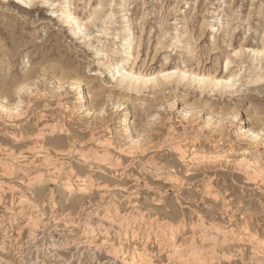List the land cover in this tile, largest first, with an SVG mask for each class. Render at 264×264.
<instances>
[{"label": "rangeland", "instance_id": "rangeland-1", "mask_svg": "<svg viewBox=\"0 0 264 264\" xmlns=\"http://www.w3.org/2000/svg\"><path fill=\"white\" fill-rule=\"evenodd\" d=\"M26 1L0 0V99L9 107L17 104L18 111L23 110L18 116L7 118L8 112L0 108V143L3 148L8 146L6 152L9 148L24 152L36 138L25 140L23 148H19L15 146V133L36 134L42 130L44 143L67 165H97L92 156L105 148L113 157L118 155L115 157L126 165L121 166L125 167V174L121 175V170L109 175L111 188L115 189L111 199L116 201L123 219L120 224L119 220L102 217L106 204L96 207L98 191L91 198L90 193H65L57 185H45L35 197L33 189L17 179L3 180L0 264H131L121 248H128L129 257L144 253L145 264H186L189 250H184V256L188 252L185 259L174 258L170 248H162L153 236L147 238V226L167 216L176 222L185 220L178 242L194 236L199 242L205 226L210 236L219 240L215 252L210 249L212 243H206L210 260L190 263L188 259V264H264V180L260 185L261 181H251L247 173L253 175V170L246 169L247 163L257 158L264 169V147L241 143L249 137L237 135V131L246 129L264 134V86L248 82L255 65L264 68V59L260 62L264 55V0ZM66 1L76 21L83 25L82 31L66 21ZM126 42L134 45L127 58L123 53ZM123 59L127 70L148 80L140 83V90H131L127 80L112 76L113 67ZM166 73L173 75L164 76ZM74 79L82 80L86 87L89 117L73 108ZM18 83L22 90H17ZM116 104L127 106L137 134L144 132L141 137L148 141L137 149L133 147L132 157L114 149L127 146L121 133H116L121 113ZM183 110L192 116L185 118ZM221 111L224 112L220 115ZM209 115L215 116L213 125L207 128ZM216 124L224 127L222 134L213 132ZM57 134L62 138L57 139ZM235 138L232 152L224 157L247 158L239 164L240 168L234 162H217L193 170L194 158L199 157L193 154L213 150L216 143L227 145ZM100 139H108L110 144ZM177 145L183 148L182 152L191 149V156L182 160V153L174 149ZM190 146H196L197 152ZM145 147L150 151L145 152ZM246 148L254 149V153L244 154ZM0 155L7 158L2 151ZM24 155L21 161L32 156L29 150ZM105 166L104 171L109 168ZM94 175L98 181L100 174ZM207 185L215 188L208 187L212 188L208 191ZM23 190L28 194L22 201ZM157 206L159 213L154 210ZM128 221H132V227L124 230ZM213 224L226 231H215ZM232 233H240V237Z\"/></svg>", "mask_w": 264, "mask_h": 264}, {"label": "bare ground", "instance_id": "bare-ground-1", "mask_svg": "<svg viewBox=\"0 0 264 264\" xmlns=\"http://www.w3.org/2000/svg\"><path fill=\"white\" fill-rule=\"evenodd\" d=\"M19 1H21V2H23V3H28L26 0H19ZM69 7H70V4H69V1H66V5H65V8H66V15H65V18H66V21H68V22H70V23H72V24H74V25H76V29H78V30H80V31H82V28H83V25L81 24V23H78L77 21H76V19H75V17L72 15V13L69 11ZM133 48H134V45H132L131 43H128V42H126L125 43V45L123 46V53L125 54V56H126V58L127 57H129V56H131L132 55V52H133ZM99 51V50H98ZM98 53H100V51L98 52ZM263 59H264V55H262L261 56V58H260V62L262 63L263 62ZM123 61H124V59L123 60H121L120 62H117L116 63V65L113 67V69H112V76L114 77V78H119V77H122V78H124L125 80H127L128 82H127V84H128V87L131 89V90H140L141 89V87H142V85L140 84V83H147L148 82V80L145 78V77H141L140 75H135L131 70H127L126 68H125V66H124V64H123ZM258 64V63H257ZM260 64V63H259ZM262 67L263 66H261V65H255L254 66V68H253V71H252V74H251V76H250V78H249V83L250 84H252V85H255V86H264V68L262 69ZM173 75V73H166L164 76H167V77H169V76H172ZM24 82V81H23ZM61 83V82H60ZM83 82H82V80L80 81V79H74V82L73 83H71L72 84V90H73V95H72V97H73V103H74V107L73 108H75V110L76 111H78V110H81V112H82V114L84 113L85 115H87L88 116V114L90 115V113H91V109H90V107L88 106V100L89 99H87V93H86V90H85V86H83V84H82ZM24 84H26V83H24ZM23 84V85H24ZM19 86H22L21 84H19L18 83V87H17V90L19 89H23V87L22 88H20ZM16 106H17V104H15ZM14 105V108L13 107H9L7 104H5L4 103V101L3 100H1L0 99V108L2 109V110H4V111H7V112H5V113H7V116H6V114H5V116L8 118V116L10 117V118H12V117H15V116H18L19 115V111H21L20 109H19V111H18V109H17V107ZM20 106H22V105H20ZM116 108L117 107H119V109H120V107H121V109H120V111H121V113H120V115H119V118H118V120H117V123L119 124V127H120V129L118 130L119 132H116V133H121V135L123 136V138H124V140L126 141V144H127V146L126 147H124L123 148V146H115V148L114 149H116V148H119V151L120 152H122L123 154L124 153H126L127 155L129 154V156H130V154L131 153H133L132 152V148L133 147H138L140 144H142L143 143V141H147V139H146V137H141L142 136V134L144 133H142L141 135H140V133L139 134H137L138 132H136L137 131V129H136V127H135V124L133 123V121H131L130 119V117H131V115H130V112H129V110L127 109V106L125 105V104H116V106H115ZM20 108V107H19ZM93 110V109H92ZM222 110V109H221ZM23 111V110H22ZM21 111V112H22ZM102 111V110H101ZM104 111V110H103ZM183 113H185L184 114V117L185 118H187V119H189V117H191L192 115L191 114H189L188 112H186L185 110H183L182 111ZM224 112V111H223ZM222 111L219 113L220 115H221V113H223ZM44 113V112H43ZM75 113V112H74ZM78 113V112H77ZM80 113V112H79ZM21 114H23V113H21ZM76 114V113H75ZM212 114V113H211ZM225 114V113H224ZM216 115V114H215ZM215 115H213V116H215ZM213 116L211 115H209V118H208V120L206 121V123H205V127H207V128H210V127H208V126H212L213 125ZM218 116V115H217ZM89 117V116H88ZM224 117V116H223ZM2 118V117H1ZM40 118V117H39ZM219 118V117H218ZM184 119V118H183ZM220 119V118H219ZM218 119V120H219ZM224 119V118H223ZM225 119H226V117H225ZM12 120V119H11ZM191 120L192 119H190V121L189 122H191ZM217 120V121H218ZM185 121H187V120H185ZM216 121V122H217ZM221 121L222 120H220V123H221ZM261 121H264V120H261ZM37 122V121H36ZM188 122V121H187ZM6 123V122H5ZM8 123V122H7ZM186 123V122H185ZM218 123V122H217ZM220 123H218V124H220ZM224 123V122H223ZM218 124H216V126H215V128H214V131L213 130H210V132L211 131H213V132H221V130H223V126L222 125H218ZM13 125V124H12ZM190 125V124H189ZM225 125V124H224ZM55 126V125H54ZM54 126H52L51 125V127H54ZM60 126V125H59ZM66 126V125H65ZM186 126H187V124H186ZM195 126V125H194ZM22 127V126H21ZM50 127V128H51ZM56 127V126H55ZM61 127H63V124H62V126ZM204 127V128H205ZM214 127V126H213ZM213 127H212V129H213ZM118 128V127H117ZM202 128V127H201ZM201 128H199V127H197V129H201ZM204 128L202 129V130H204ZM207 128H206V130H207ZM22 129V128H21ZM40 129V128H39ZM62 129V128H61ZM70 129V128H69ZM147 129H149V128H147ZM150 129H152V128H150ZM38 130V129H37ZM45 130V129H44ZM49 130V129H48ZM194 130V129H193ZM201 130V131H202ZM63 131V130H62ZM62 131H60L59 133H62ZM65 131V130H64ZM74 131V130H73ZM143 131V130H142ZM195 131V130H194ZM200 131V130H199ZM19 132V131H18ZM51 132H53V131H51ZM148 132V131H147ZM151 132H152V130H151ZM196 132H197V130H196ZM206 132V131H205ZM32 133V132H31ZM54 133V132H53ZM52 133V134H53ZM64 133H72V130H67V131H65ZM114 132H112L111 134H113ZM145 133H146V130H145ZM150 133V132H149ZM199 133H201L202 134V136L204 135V133H202V132H199ZM198 132H197V134H199ZM207 133H209V131L207 132ZM237 135L238 136H244V137H247V139H248V137H249V140L248 141H240L241 143H245V144H253V146H255V147H264V134H262V132L261 131H256V130H252V129H246V130H240V131H237ZM196 134V133H195ZM220 134V133H219ZM221 134H222V132H221ZM13 135V134H12ZM47 135V134H46ZM140 135V136H139ZM146 135H147V133H146ZM150 135V134H149ZM148 135V136H149ZM210 135V134H209ZM54 136H55V134H54ZM54 136H52V137H54ZM63 136V135H62ZM62 136L60 135L59 136V134H57L56 135V137H57V139H61L62 138ZM95 136V135H94ZM144 136V135H143ZM197 136V135H196ZM219 136V135H218ZM8 137V136H7ZM10 137H11V135H10ZM32 137H34V139L35 140H33V141H35V145L33 144V146H29L28 147V149L26 150L27 152H28V150H29V152L32 154V156L29 158V160L27 159V160H24V159H22V160H24V161H21L20 160V158L21 157H25V155H24V152H26V151H22V152H17L15 149H11V148H9L10 149V151H8V152H6L7 151V147H5V148H3V146H2V142L0 143V152L2 151L3 152V155H5V157L7 156V158H4V157H2L1 155H0V167H1V177H0V182L1 181H3V180H7V179H10V178H14V180L15 179H17L19 182H21V184L23 183L24 185H26V186H29L30 188H31V190L33 189V191H31V193L32 194H34L35 195V197L36 196H38L40 193H41V190L43 189V186H48L49 185V187L51 186V185H57V187H58V189H62V190H64L65 191V193H66V191L67 192H69V193H72V192H77V193H90L89 195H90V197L91 198H93V196H94V193H96V191H98L99 193H98V200H99V202H98V204H97V206L96 207H101V206H103V203L104 204H106L105 205V207H104V214H102V217L104 216V217H106V218H108L107 220H119V223L121 224V222H122V216H120L121 214H119L118 212H119V209L117 208L118 206H117V203H116V201L115 202H113V199H111V196H112V198H113V195H115L114 194V192H115V189H112L111 188V184H110V181L112 180V176H110L109 175V173H116L117 171L119 172V171H121V170H123V172L121 173V175H123L124 176V174H125V172H124V169H125V167H122L121 168V166H126L125 164H123V162H121L122 160H120L119 158H116L117 156L116 155H114V157L112 156V152H110L108 149H106L105 148V150L101 153V154H99L98 152H95V155H93L92 157H93V160H94V162L95 163H97V165H88V166H86V165H82L81 164V166H75L74 164H72L71 162V164L69 165H67V162L65 163V162H63L62 160L60 161V158H57V154L56 155H53V152L52 151H50V149L47 147V144L46 143H44V132L42 131V130H40L39 132H37L36 134H26V133H23L22 131H21V133L19 132L18 134H16L15 133V136H14V140H15V142H16V144H15V146L17 147H19V148H23V145H24V141L25 140H28L29 139V141H30V139L32 138ZM51 137V136H50ZM49 137V138H50ZM150 137V136H149ZM198 137V136H197ZM206 137V136H205ZM204 137V138H205ZM64 138V137H63ZM148 138V137H147ZM179 138V137H178ZM24 139V140H23ZM54 139V138H53ZM146 139V140H145ZM150 139V138H149ZM198 139V138H197ZM197 139H194L195 141H197ZM211 139V138H210ZM253 140V141H251V140ZM23 140V141H22ZM32 140V139H31ZM153 140V139H152ZM208 140V139H207ZM222 140V139H221ZM221 140H220V142H221ZM50 141V140H49ZM100 141H101V139H100ZM109 140L108 139H105L104 141H101L102 143H106V144H110V141L108 142ZM195 141H193V142H195ZM54 142V141H53ZM148 142V141H147ZM149 142H150V140H149ZM198 142V141H197ZM203 142V141H202ZM219 142V141H218ZM236 142H237V138H235V141H233V140H231L230 141V143L229 144H227V145H220L221 143H219V144H214L212 147V149L213 150H209V151H203L202 150V153H200V154H193V155H196V156H199V157H193L194 158V160H196L195 161V166L193 167V170H197L198 168H200V166L202 167V169L204 168V166H208V164H212L213 165V163H217V162H219V163H222V164H224V163H229V164H232V162H234L235 163V165H237V166H239V164L242 162V161H245L246 162V160L245 159H247V158H245V157H243V158H240L239 160H236L235 158L233 159H231V158H229V157H224V156H226V155H228L227 153H230V152H232V149H233V147H234V145L236 144ZM239 142V141H238ZM4 143V142H3ZM9 143V142H8ZM152 143V142H151ZM188 143V142H187ZM204 143V142H203ZM123 144H124V142H123ZM154 144V143H153ZM156 144V143H155ZM194 144V143H193ZM13 145H14V143H13ZM120 145V144H119ZM149 146L150 145H152V144H148ZM175 145H176V143H175ZM178 145H179V143H178ZM178 145L177 146H172V147H174V149H177L178 151H180L179 153H182V160H184L186 157H188L189 155L191 156V154L189 153L190 152V150L187 148V150H185V151H183L182 152V149H181V147H178ZM199 145V144H198ZM60 146V145H59ZM143 146V145H142ZM148 146V147H149ZM153 146V145H152ZM156 146H157V144H156ZM155 146V147H156ZM159 147H160V145H158ZM180 146V145H179ZM202 146V145H201ZM229 146V147H228ZM14 147V146H13ZM137 147H136V149H137ZM148 147H145V148H147V149H145V152H146V150H149L148 149ZM154 147V148H155ZM184 147V146H183ZM190 147H193V146H190ZM189 147V148H190ZM196 147V146H195ZM195 147H193L192 148V151H196L197 149L195 148ZM143 149H144V146L142 147ZM150 148V147H149ZM153 148V147H152ZM53 149V148H52ZM55 149V148H54ZM140 149V148H139ZM185 149V148H184ZM203 149V148H202ZM210 149V148H209ZM230 149V150H229ZM117 150V149H116ZM133 150H135V149H133ZM142 150V149H141ZM141 150H139V151H141ZM157 150V149H156ZM199 150V149H198ZM244 151H243V153L244 154H246V153H254V149L253 150H250L249 148H246V149H243ZM57 151V150H56ZM63 151V150H62ZM61 151V152H62ZM150 151V150H149ZM189 151V152H188ZM201 151V150H200ZM216 151V152H215ZM228 151V152H227ZM4 152H5V154H4ZM114 152V151H113ZM135 152V151H134ZM142 152H144V151H142ZM197 152V151H196ZM207 152H209V153H207ZM217 153V154H212V153ZM235 152V151H234ZM257 152V151H256ZM255 152V153H256ZM57 153V152H56ZM141 153V152H140ZM152 153V152H151ZM2 154V153H1ZM117 154H118V152H117ZM120 154V153H119ZM142 154V153H141ZM154 154V153H153ZM62 155V154H61ZM67 155V154H66ZM87 155H89V154H87ZM87 155H83V156H85L86 158H91V157H88ZM143 155H144V153H143ZM63 156H65V154L63 155ZM116 156V157H115ZM136 156V155H135ZM142 156V155H141ZM264 156V155H263ZM61 157V156H60ZM85 157H84V159H85ZM121 157V156H120ZM122 157H123V155H122ZM126 157V156H125ZM124 157V158H125ZM130 157H132V156H130ZM144 157V156H143ZM249 157H251V156H249ZM63 158V157H62ZM140 158H142V157H140ZM146 158V157H145ZM26 159V158H25ZM66 159V158H65ZM126 159V158H125ZM124 159V160H125ZM137 160L139 159V158H136ZM150 159H152V158H150ZM251 159V158H250ZM72 160V159H71ZM144 160V159H143ZM142 160V161H143ZM146 160V159H145ZM191 160V159H190ZM84 161H86V160H84ZM83 161V162H84ZM127 161V160H126ZM130 161V160H129ZM131 161H133V160H131ZM136 161V160H135ZM193 161V160H192ZM82 162V161H81ZM80 162V163H81ZM89 162V161H88ZM93 162V163H94ZM248 162V161H247ZM69 163V162H68ZM103 163V164H102ZM134 163V162H133ZM140 163V162H139ZM142 163V162H141ZM145 163V162H144ZM144 163H143V165H144ZM218 163V164H219ZM104 164H106V166H108L109 168H107L106 166V171H104V170H102L103 168H104ZM123 164V165H122ZM126 164H128V163H126ZM136 164V163H135ZM151 164V163H150ZM214 164V165H215ZM242 164H243V162H242ZM248 165V167L247 166H245V167H247L246 169H247V171L249 172V170L250 169H252L253 170V175H252V172H249V173H247V171H246V173L248 174V176H249V178L248 177H246V178H248V179H250L251 181H254V182H260L259 183V185L262 183V181L264 180V169H261L260 167V159H256V160H254V161H251L250 163H247ZM103 165V166H102ZM129 165V164H128ZM134 165V164H133ZM146 165V164H145ZM132 165H130V167H131ZM148 166V165H147ZM193 166V165H192ZM221 166V165H220ZM229 166V165H228ZM233 166V165H232ZM237 166H236V168H237ZM242 166V165H241ZM241 166H239L238 168H240ZM127 167H129V166H127ZM126 167V168H127ZM145 167V166H144ZM151 167V166H150ZM155 167V166H154ZM166 167H168V166H166ZM188 167H190V166H188ZM187 167V168H188ZM210 167V166H209ZM169 168V167H168ZM130 169V168H129ZM132 169V171L131 172H133V169H134V166L131 168ZM160 169V168H159ZM189 169V168H188ZM201 169V168H200ZM243 169V168H242ZM249 169V170H248ZM127 170V169H126ZM125 170V171H126ZM154 170V169H153ZM156 170H158V168L156 169ZM168 170V169H167ZM166 170V171H167ZM189 170H192V169H189ZM244 170V169H243ZM137 171V170H136ZM148 171V170H147ZM150 171V170H149ZM152 171V170H151ZM155 171V170H154ZM94 172V173H93ZM117 172V173H118ZM153 172V171H152ZM169 172V171H168ZM100 174V177H99V179H97L98 181H95L94 180V174ZM171 173V172H170ZM173 173V172H172ZM127 175H128V173H126ZM175 174V173H174ZM246 174V175H247ZM173 175V174H172ZM116 176V175H115ZM128 176H130V175H128ZM136 176V175H135ZM159 176V175H158ZM169 176V175H168ZM168 176H166V177H168ZM255 176V177H254ZM259 176H261V178L259 179L258 177ZM138 177V179H140L139 178V176H137ZM136 177V178H137ZM173 177H175V176H173ZM96 178H98V177H96ZM117 178V177H116ZM135 178V179H136ZM170 179H176V178H172L171 176H170ZM247 179V180H248ZM101 180V181H100ZM249 180V181H250ZM138 181V180H137ZM175 181V180H174ZM9 182H11V181H9ZM140 182V181H139ZM2 183V182H1ZM137 183V182H136ZM178 183V182H177ZM264 183V182H263ZM42 184V185H41ZM115 184V183H114ZM181 184V183H180ZM208 184H210V183H208ZM258 184V183H257ZM19 185V184H18ZM114 186V185H113ZM119 186V185H118ZM137 186V185H136ZM176 186V185H175ZM212 185H207V189H208V187H211ZM115 187V186H114ZM116 187H117V185H116ZM138 187V186H137ZM213 187V186H212ZM0 188H1V186H0ZM119 188H120V186H119ZM118 188V189H119ZM213 188H215V187H213ZM20 189V188H19ZM28 189V188H27ZM35 189V190H34ZM112 189V190H111ZM210 189H212V188H209L208 189V191L210 190ZM11 190V189H10ZM29 190V189H28ZM121 190V189H120ZM119 190V191H120ZM129 190H131V188L129 189ZM213 190H215L216 191V189H213ZM6 191V190H5ZM52 191V190H51ZM128 191V190H127ZM208 191H207V193H208ZM217 191H218V189H217ZM20 192V191H19ZM27 191H25L24 192V190L22 191V196H21V199L22 198H26L27 196H26V194H28V192L26 193ZM133 192V191H132ZM206 192V191H205ZM211 192V191H210ZM120 193H123V192H120ZM126 193V192H125ZM128 193V192H127ZM216 193V192H215ZM215 193H214V196H215ZM219 193V191L217 192V194H216V196L217 195H219L218 194ZM1 194V193H0ZM44 195V194H43ZM121 195H123V194H121ZM125 195V194H124ZM127 195H130V192H129V194H127ZM32 196V195H31ZM30 197V196H29ZM70 197V196H69ZM79 197H83V196H79ZM123 197V196H122ZM131 197V196H130ZM85 198H88V194H87V196H85ZM97 198V197H96ZM95 198V199H96ZM219 198V197H218ZM74 200V199H73ZM81 200V199H80ZM22 201H23V199H22ZM70 201V200H69ZM95 201V200H94ZM158 201V200H157ZM160 201H161V199H160ZM159 201V202H160ZM19 202H20V200H19ZM90 202V201H89ZM159 202H158V204H159ZM85 203V202H84ZM147 208V207H146ZM154 210L156 211L155 213H159L160 211L159 210H161L160 208H159V206H157V207H154ZM153 210V211H154ZM71 211V210H70ZM141 211V210H140ZM121 212V211H120ZM130 212V211H129ZM139 212V211H138ZM145 212V211H144ZM74 213H75V211H74ZM73 213V214H74ZM122 213V212H121ZM140 213V215H143L144 213L141 211V212H139ZM138 213V214H139ZM147 213V212H146ZM99 214V213H98ZM123 214V213H122ZM124 215V214H123ZM98 216H100V214L98 215ZM126 216V215H125ZM171 216V215H170ZM169 216V217H170ZM124 217V216H123ZM137 217V216H136ZM140 217H142V216H140ZM160 217V216H159ZM168 217V216H167ZM167 217H165V218H163L162 220H159L158 218L156 219V220H154V221H152L150 224H149V226H147V228H146V226H144L145 228H146V233H147V238L149 239V238H151L152 236H153V238H155L158 242V244L162 247V248H170L171 249V251H172V253H173V257L174 258H182V257H184V259H185V257L187 256V253L188 252H185L186 253V255L184 256V250H189V256H187V257H189L188 259H189V261H190V263H191V261H193V262H196L197 261V263L200 261V262H202L203 263V261H208V260H210V256H209V252H207V251H205V250H207V245L208 244H206V243H208V242H211L212 243V246L210 247V249L212 248L213 249V252H215L216 251V247L217 246H219V240L217 239V237L216 236H210V234H209V232L207 231V226H205V227H202L201 228V235L202 236H200L201 237V239H200V241L198 242V240H196L194 237V235L196 234H194V235H190V237L191 236H194L192 239H189L188 237V239L189 240H187V241H184V242H178V240H176L178 237V235H179V232L182 230V226H185L186 224H185V220L183 219V220H177V222L176 221H173V219H166ZM173 217V216H172ZM100 218V217H99ZM105 218V219H106ZM126 218H128V217H126ZM138 218V217H137ZM146 218V217H145ZM101 219V218H100ZM125 219V218H124ZM131 219H133V218H131ZM143 219V218H142ZM166 219V220H165ZM175 219V218H174ZM126 220V219H125ZM102 221V220H101ZM133 221V220H132ZM131 221V222H132ZM141 221V220H140ZM129 222V221H128ZM131 222H129V223H126V226L122 223V225H121V227L124 225V230H128V228L132 225V224H130ZM135 222V221H134ZM137 222H139V221H137L136 220V223ZM125 223V222H124ZM90 224V223H89ZM103 224V223H102ZM118 224V223H117ZM140 224V223H139ZM204 225V222H201V226H203ZM134 226V225H133ZM102 227V226H101ZM120 227V228H121ZM132 227V226H131ZM137 227H138V224H137ZM228 227V226H227ZM226 227V228H227ZM249 227V226H248ZM106 228L107 229H109L107 226H106ZM144 228V229H145ZM184 228V227H183ZM209 228H210V226H209ZM208 228V229H209ZM211 228L212 229H214L215 231H222L223 232V230H225L226 231V229H224V228H222L221 226H219L218 224H213V226L211 225ZM229 228V227H228ZM123 229V228H122ZM134 228H132V230H133ZM137 229V228H136ZM211 229V230H212ZM143 230V229H142ZM246 231H248L247 230V228L245 229ZM135 230H133V232H134ZM137 231V230H136ZM141 231V230H140ZM198 231V232H199ZM131 232V231H130ZM144 232V231H143ZM142 232V233H143ZM182 232V231H181ZM230 232V231H229ZM229 232H227V234H228V236H230V233ZM126 233V232H125ZM128 233V232H127ZM126 233V234H127ZM145 233V232H144ZM146 233H145V236H146ZM217 233V232H216ZM245 233L246 232H244V235H245ZM133 234H135V237L136 238H138V232H134ZM132 234V235H133ZM226 234V233H225ZM226 234V235H227ZM234 234H236V233H234ZM233 233L231 234V235H234ZM239 235H240V233H238ZM238 234H236V235H238ZM128 235V234H127ZM131 235V234H130ZM140 235V234H139ZM217 235H218V233H217ZM223 235V234H222ZM222 235H220V236H222ZM236 235H234V237L236 236ZM238 235V236H239ZM254 235V234H253ZM124 236H125V234H124ZM144 236V235H143ZM237 236V237H238ZM241 236H243V235H241ZM251 236H252V234H251ZM255 236V235H254ZM225 237V236H224ZM240 237V236H239ZM125 238H127V237H125ZM146 238V239H147ZM152 238V239H153ZM140 239V238H139ZM142 239V238H141ZM154 239V240H155ZM242 239V238H241ZM133 240H136V239H133ZM237 241H238V238L236 239ZM243 240H245V238H243ZM130 241H132V240H130ZM182 241H183V239H182ZM230 241H231V239H230ZM239 241H241V240H239ZM259 241V240H258ZM127 242H129V241H127ZM133 242H135V241H133ZM152 242V241H151ZM155 242V241H154ZM232 242V241H231ZM234 242V241H233ZM243 242V241H242ZM246 242V241H245ZM259 242H261V241H259ZM262 242H264L263 240H262ZM130 243V242H129ZM222 243V242H221ZM220 243V244H221ZM236 243V242H235ZM238 243V242H237ZM127 244V243H126ZM144 244V243H143ZM230 244V243H229ZM239 244V243H238ZM237 244V245H238ZM146 245V244H145ZM223 245V244H222ZM264 246V245H263ZM206 248V249H205ZM209 248V247H208ZM264 248V247H263ZM121 250H122V255L124 256V258H126V259H128L129 260V263H131V264H138L139 263V261H140V264H145L146 263V261H145V263H144V261H143V263H142V260L144 259V253H136V254H133L134 256L133 257H129V252H128V248L126 249V248H121ZM169 250V249H168ZM218 250H220V248L218 249ZM223 250V249H222ZM120 251V250H119ZM230 251V250H229ZM116 253H117V251H115ZM218 252V251H217ZM115 253V254H116ZM120 253V252H119ZM131 253V252H130ZM121 254V253H120ZM211 254V253H210ZM215 254V253H214ZM218 254H220V252H218ZM227 254V253H226ZM117 255V254H116ZM131 255V254H130ZM213 255V254H212ZM118 256V255H117ZM123 256H122V258H123ZM222 257H223V255H221ZM227 257H228V255H226ZM230 256V255H229ZM170 257H172V256H170ZM224 257H225V252H224ZM226 258V257H225ZM183 259V258H182ZM187 259V258H186ZM188 259H187V263L186 264H188ZM212 259H215V257H212ZM218 259H219V256H218ZM223 259V258H222ZM228 259H229V257H228ZM124 260V259H123ZM173 260V259H172ZM178 260V259H177ZM176 260V261H177ZM180 260V259H179ZM185 261V260H184ZM183 261V262H184ZM150 262V261H149ZM210 262H212V261H209V263ZM173 263V262H172ZM208 263V264H209ZM194 264V263H193ZM201 264V263H200Z\"/></svg>", "mask_w": 264, "mask_h": 264}]
</instances>
